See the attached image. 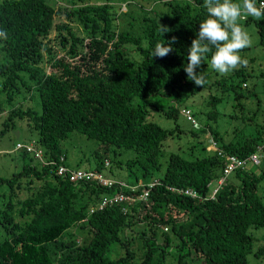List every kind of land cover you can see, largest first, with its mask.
Masks as SVG:
<instances>
[{"label":"trees","instance_id":"16d2710c","mask_svg":"<svg viewBox=\"0 0 264 264\" xmlns=\"http://www.w3.org/2000/svg\"><path fill=\"white\" fill-rule=\"evenodd\" d=\"M161 2L166 10L160 21L145 16L144 24L137 25L140 33H134L117 30L119 7L109 1L67 6L46 0H0V30L7 36L0 37V114L6 112L0 135L16 120L26 119L38 132L34 143L43 151L38 166L25 163L9 177L0 175V188L6 185L8 195L0 210V264H249L254 236L248 229L264 228V203L257 195L261 176L238 169L212 196L210 185L224 166L214 153H171L146 201L92 213L89 208L101 195L117 187L74 183L56 172L60 157L74 168L67 165L62 149L72 131L98 140L96 170H102L108 150L117 147L135 151L128 164H138L143 175L158 172L164 140L181 130L177 124L167 129L150 115L175 121L182 108H189L184 101L199 92L208 112L198 131L221 141L209 121L218 117L216 107L223 97L206 89L215 85L238 100L245 97L241 84L251 74L236 69L229 83L224 78L211 82L209 72L199 69L206 83L200 87L188 80V49L207 16L203 0ZM253 21L264 46V17ZM160 24L170 31L161 34ZM173 37L167 56L152 57L157 43L167 46ZM205 57L211 60V54ZM27 93L38 96L40 111L23 105ZM262 122L255 126L256 135L219 146L239 157L256 153L259 140H264ZM168 187L192 188L198 197ZM140 224L142 252L137 253L128 231ZM159 225L169 226L173 236L163 230L160 244ZM75 227L86 232L81 241ZM112 250L115 257L110 256Z\"/></svg>","mask_w":264,"mask_h":264},{"label":"rangeland","instance_id":"374dc122","mask_svg":"<svg viewBox=\"0 0 264 264\" xmlns=\"http://www.w3.org/2000/svg\"><path fill=\"white\" fill-rule=\"evenodd\" d=\"M48 3L66 4L67 6L83 5V4H103L107 1L112 3L115 7H119L117 12V30H128L134 33L141 30V26L144 24L145 16L156 18L160 21L162 12L166 10L161 0H46ZM237 1L236 3H240ZM119 14V15H118ZM253 17H242L238 22L247 31L251 37L252 44L250 47L244 48L240 51V56L248 61L246 67H239L245 72H249L251 75L247 78L246 83H242L241 87L245 93V97L236 100L231 91H222L212 85L208 90L214 91L218 95H222V101L217 105L218 117L216 120L209 121V124L217 130V133L221 137V141L218 145L227 142H242L246 137L256 135V125H259L264 119V46L259 44V37L256 26L253 21ZM141 25V26H137ZM83 28L81 27V31ZM133 30V31H132ZM84 32V31H83ZM132 57H137L136 52L133 50L132 45L127 46ZM204 69L209 72L210 81L215 82L221 78L229 83L230 75L234 73L232 70L227 75H221L210 67V60L205 57L204 62L196 69ZM236 81V80H235ZM237 82V81H236ZM225 87V86H224ZM37 97V98H36ZM38 96L26 94V99L23 100V105L34 106L36 110L40 111V105L37 104ZM205 97L201 96V93L195 94L184 101L186 107L194 111V119L198 122L199 126L205 125L204 113L208 112V108L205 105ZM8 110V109H6ZM205 116V115H204ZM251 116L253 120L251 121ZM6 118V112L0 114V131L4 128L3 121ZM151 119L158 122L161 126L172 129L177 124L181 131H173L169 133L164 140L161 155H160V168L158 172L153 174L143 175L138 164H128L129 159L135 157V151L132 148H117L111 147L108 152L107 158L109 165L103 166L100 170L101 174L114 182L124 183L127 185L135 186L139 183L148 184L155 178L162 176L168 157L171 153H179L182 156L190 157L197 156L203 153H212L210 147V137H213L212 133L198 131L192 135L193 126L190 121L183 117L180 113L178 118L173 121L172 119L160 116L157 113L150 115ZM38 132L31 128V123L26 119L16 120L15 126L9 127L2 135H0V175L9 177L13 172L21 168L25 163L37 165L39 164L38 158L32 153L22 154L21 150L15 149L16 143L28 144L32 141H37ZM259 150L256 152V157L259 162L248 161L242 168L244 172L252 173L256 176H261L258 181L257 195L259 199L264 203V140L260 139ZM98 140L87 137L82 133L72 131L69 138L62 142V149L66 154L67 165L81 169V170H95L98 159L95 157V151L98 149ZM105 160V159H104ZM231 176V175H230ZM229 176V177H230ZM233 179V178H232ZM216 183H211L210 190L213 192V188ZM6 185L0 188V210L4 207L8 200ZM211 192V194H212ZM22 196L25 194L22 193ZM139 228H134L128 231L129 236L134 237L133 247L137 253H141L142 250L141 238L138 236ZM168 230H165L162 225L157 226L158 230V243H162V231L164 230L169 236L173 237ZM0 228L2 226L0 225ZM76 228V229H75ZM72 228L75 236L81 241L86 236V232L81 230V227ZM146 228H149L146 225ZM249 233L254 236L252 251L247 255V261L249 264H264V249L259 255H254V252L264 247V228L262 227H249ZM117 247V245H115ZM117 251H120L119 249ZM117 254L115 250L110 253L111 257H115ZM193 253H190L192 258ZM192 264H203L199 260H192Z\"/></svg>","mask_w":264,"mask_h":264},{"label":"clouds","instance_id":"9594fccd","mask_svg":"<svg viewBox=\"0 0 264 264\" xmlns=\"http://www.w3.org/2000/svg\"><path fill=\"white\" fill-rule=\"evenodd\" d=\"M207 16L199 24V31L191 42L187 53V64L184 71L187 79L202 87L206 81L196 69L204 62L205 56L211 54L210 67L221 75H227L239 67H246L248 61L240 56V51L250 47L251 37L238 22L242 17H253L257 20L264 17V3L257 5L256 0H203ZM170 29L160 24V33ZM0 37L7 38L6 32L0 30ZM175 37L165 43H157L152 57L163 58L172 51Z\"/></svg>","mask_w":264,"mask_h":264},{"label":"built area","instance_id":"2783aa9c","mask_svg":"<svg viewBox=\"0 0 264 264\" xmlns=\"http://www.w3.org/2000/svg\"><path fill=\"white\" fill-rule=\"evenodd\" d=\"M264 3V0H258V6ZM181 114L191 122L192 126L195 129L199 128L198 122L193 117L192 111L190 108H182ZM263 131H264V119H263ZM210 147L212 148V153L216 154L219 158H221L224 161V166L221 172V175L216 179L215 183L216 185L213 188L212 196L217 192L218 189H220L223 184H225L227 178L236 170L242 169L248 161L253 162H259L258 158L256 157V153L248 156V157H239L234 154H229L226 152L223 148H221L217 141L210 137ZM15 149L25 151L26 153H32L35 157L38 159H41L42 157V150L35 145L34 141L32 143L28 144H22V143H16ZM259 150V146L257 151ZM256 151V152H257ZM63 158L60 157V161L56 165V172L58 175L62 176L63 178H67L69 181L74 183L79 182H94L97 185H102L106 187H117L118 190H116L113 193L103 194L101 197L97 200L96 204L91 206L89 208V213H92L95 210H103L104 208L114 205V204H120L123 202H127L128 205H132L136 202H143L146 201L149 195V191L151 188L158 183V180H153L152 182L143 185V183H139L137 186H130L124 183H118L111 181L107 178H105L99 170H81L77 168H68L62 163ZM109 165L108 160L104 161V166ZM141 186V190L139 192H136V188ZM171 190L179 193L184 194L185 196H191L194 198L198 197V193L196 190L192 188H185V189H178L173 187H168ZM124 189H129V192H125ZM125 210V208H123ZM165 230H167V227H164Z\"/></svg>","mask_w":264,"mask_h":264},{"label":"bare ground","instance_id":"6f19581e","mask_svg":"<svg viewBox=\"0 0 264 264\" xmlns=\"http://www.w3.org/2000/svg\"><path fill=\"white\" fill-rule=\"evenodd\" d=\"M262 127H263V122H262Z\"/></svg>","mask_w":264,"mask_h":264}]
</instances>
